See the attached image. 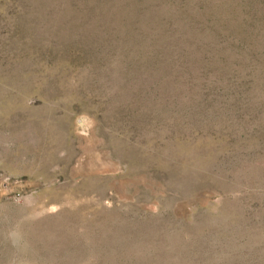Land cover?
<instances>
[{
  "label": "rangeland",
  "instance_id": "1",
  "mask_svg": "<svg viewBox=\"0 0 264 264\" xmlns=\"http://www.w3.org/2000/svg\"><path fill=\"white\" fill-rule=\"evenodd\" d=\"M0 264H264V0H0Z\"/></svg>",
  "mask_w": 264,
  "mask_h": 264
}]
</instances>
